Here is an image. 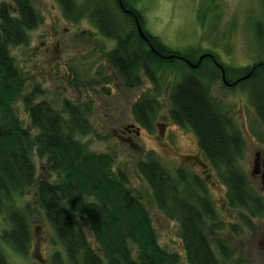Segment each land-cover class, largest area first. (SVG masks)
Returning a JSON list of instances; mask_svg holds the SVG:
<instances>
[{
    "label": "trees",
    "instance_id": "trees-1",
    "mask_svg": "<svg viewBox=\"0 0 264 264\" xmlns=\"http://www.w3.org/2000/svg\"><path fill=\"white\" fill-rule=\"evenodd\" d=\"M58 1L67 18L79 19L87 12L99 32L115 41L105 56L127 89L140 87L144 76L159 93L160 79L170 72L178 76L167 93L169 119L191 127L203 155L222 169L228 204L258 210L259 197L237 164L243 148L241 132L210 94L208 82L214 74L202 75L201 69L211 61L223 71L226 86L246 90L264 128V60L237 68L240 76L232 80L215 52L205 50L201 55L209 54L198 61L201 55L196 58L193 50L172 48L146 30L141 11L130 0H121L122 5L118 0H88L87 10L75 0ZM39 21L31 0L0 2V213L8 223L0 227V241L27 257L35 233L48 224L52 242L63 249L52 253L51 264H179L182 258L188 264H220L203 227L204 215L213 207L205 199L195 206L179 197L180 176L173 178L156 158L137 162L158 206L169 208L179 219L182 257L159 245L142 201L130 192L121 171H114L113 155L92 151L77 138L90 130L78 107L66 101L58 109L48 100L35 101L38 86L23 95L26 79L10 49L26 44L28 32ZM257 35L263 37L259 28ZM185 59L198 64L187 68ZM19 97L29 126L15 112ZM160 107L155 95L141 94L131 112L138 123L146 124ZM35 158L41 161L42 175ZM0 264H11L1 242Z\"/></svg>",
    "mask_w": 264,
    "mask_h": 264
},
{
    "label": "rangeland",
    "instance_id": "rangeland-1",
    "mask_svg": "<svg viewBox=\"0 0 264 264\" xmlns=\"http://www.w3.org/2000/svg\"><path fill=\"white\" fill-rule=\"evenodd\" d=\"M75 1L81 10L86 9L88 0ZM31 2L40 21L28 32L26 44L10 49L26 79L23 95L38 86L41 91L35 101L48 100L58 109L66 101L78 107L90 130L77 138L92 151L113 155L114 171H121L130 192L142 201L161 247L183 256L178 217L169 208L163 210L158 206L152 188L136 167L138 161L150 158L158 159L173 178L182 179L179 197H185L195 206H201L205 200L212 205L213 210L204 215L203 227L220 264H264V188L251 175L255 150H264V128L246 90L226 86L220 68L205 61L201 74H214L210 84L208 82L213 100L241 132L243 148L237 164L259 197L258 210L228 204L225 199L228 186L222 178V169L212 165L202 152L197 153L208 164L207 176H201L200 166L186 157L197 154L196 135L191 127L177 125L168 116L167 93L178 76L170 72L168 78L160 79L159 93L144 76L140 87L127 89L105 56L115 46V41L99 32L94 20L85 12L88 8L79 19H71L64 15L58 0ZM130 2L141 11L146 30L172 48L182 52L193 50L196 58L205 50L215 52L226 64L227 76L232 80L240 76L237 68L264 60V4L261 0ZM257 23L263 37L257 35ZM51 37L54 43L49 48ZM185 66L190 68L187 61ZM141 94L155 95L161 104L146 124L138 123L131 112L133 102ZM14 109L22 124L29 126L23 97L14 102ZM163 122L167 123V130L161 134ZM34 160L38 174H44L41 161ZM31 197L32 193L27 199ZM0 227H8L1 213ZM40 229L34 235L27 257L0 241L11 264H51L52 253L63 251L60 244L52 242L48 224L43 231ZM131 247L134 249L133 244ZM179 264L188 263L182 258Z\"/></svg>",
    "mask_w": 264,
    "mask_h": 264
},
{
    "label": "flooded vegetation",
    "instance_id": "flooded-vegetation-1",
    "mask_svg": "<svg viewBox=\"0 0 264 264\" xmlns=\"http://www.w3.org/2000/svg\"><path fill=\"white\" fill-rule=\"evenodd\" d=\"M53 43L54 42L52 41L51 37V39H49L48 47L50 48V45H52ZM166 124L167 123L162 125L161 134H164L163 131L165 132L167 130ZM197 152H201V150L197 148L195 153ZM186 157L194 159L195 162L200 166L199 173L201 174V176H207L206 171L209 170V167L208 164L200 157V154H188ZM251 175L252 179H254L255 181H259L264 188V150H255Z\"/></svg>",
    "mask_w": 264,
    "mask_h": 264
},
{
    "label": "water",
    "instance_id": "water-1",
    "mask_svg": "<svg viewBox=\"0 0 264 264\" xmlns=\"http://www.w3.org/2000/svg\"><path fill=\"white\" fill-rule=\"evenodd\" d=\"M118 3L122 5V1H121V0H118ZM137 31H138V33H139L140 35L144 36L143 31H142L141 27H140L138 24H137ZM207 54H209V53H204V54H202V55L198 58V61L200 60V58H202L203 56H205V55H207ZM185 60L188 62V65H189L190 67H196L197 64H198V62H197V63H192V62L188 61L187 59H185ZM246 76H248V74L245 75L244 77H246ZM222 79H223V81L225 80L223 71H222Z\"/></svg>",
    "mask_w": 264,
    "mask_h": 264
}]
</instances>
